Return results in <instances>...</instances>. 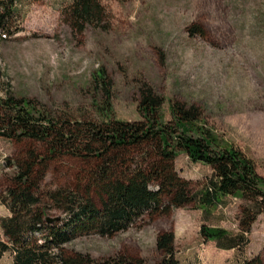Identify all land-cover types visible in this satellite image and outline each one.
Returning <instances> with one entry per match:
<instances>
[{
    "label": "rangeland",
    "instance_id": "obj_1",
    "mask_svg": "<svg viewBox=\"0 0 264 264\" xmlns=\"http://www.w3.org/2000/svg\"><path fill=\"white\" fill-rule=\"evenodd\" d=\"M73 1H16L14 26L22 29L0 38L1 95L30 98L60 120H101L109 94L113 114L136 121L144 119L139 89L148 83L165 97L163 119L172 118L173 99L198 104L218 137L243 149L264 177V0H100L101 14L83 29L72 22ZM192 24L199 25L194 34ZM100 67L111 80L109 91L94 78ZM32 148L48 154L35 140L0 135V216L10 213L1 199L12 184L9 160ZM175 165L197 191L213 171L183 151ZM93 168L71 154L49 158L41 194L79 188L99 203L90 186ZM242 202L228 194L208 209L189 204L170 213L146 212L111 235L90 232L67 246L94 257L126 253L157 264L163 256L157 235L173 230L180 264H232L257 253L264 258V211L241 248H224L221 240L202 234L203 224L241 232ZM47 212L65 216L55 207ZM12 260V250H6L0 264Z\"/></svg>",
    "mask_w": 264,
    "mask_h": 264
},
{
    "label": "trees",
    "instance_id": "obj_2",
    "mask_svg": "<svg viewBox=\"0 0 264 264\" xmlns=\"http://www.w3.org/2000/svg\"><path fill=\"white\" fill-rule=\"evenodd\" d=\"M16 1L0 0L1 39L22 29L21 25L14 26ZM101 11L100 0H74L72 22L83 29ZM198 28L192 24L190 32L194 34ZM94 74L109 91L111 80L105 68H98ZM107 95L101 120H60L37 108L30 98L0 94V135L14 141L35 140L48 152L43 155L32 148L9 160L14 172L12 184L1 195L10 213L0 216V257L12 250V264H147L143 257L126 253L94 257L67 245L90 232L111 235L146 212L170 213L189 204L208 209L228 194L243 199L241 232L230 233L224 227L207 224L201 231L207 239L221 240L224 248H241L264 211V177L255 160L234 143L221 140L196 103L173 99L172 118L165 120L161 112L164 95L143 83L138 107L144 119L130 121L113 114ZM181 151L213 169L199 191L176 169L175 159ZM63 154L94 164L89 179L99 203L79 188L60 187L41 194L49 158ZM48 207L61 209L65 216L49 221ZM156 242L163 253L157 264H180L173 230L159 232ZM232 264H264V258L257 253Z\"/></svg>",
    "mask_w": 264,
    "mask_h": 264
},
{
    "label": "water",
    "instance_id": "obj_3",
    "mask_svg": "<svg viewBox=\"0 0 264 264\" xmlns=\"http://www.w3.org/2000/svg\"><path fill=\"white\" fill-rule=\"evenodd\" d=\"M60 218H61L60 215H58V216H48V217H47V219H48L49 221L59 220Z\"/></svg>",
    "mask_w": 264,
    "mask_h": 264
}]
</instances>
